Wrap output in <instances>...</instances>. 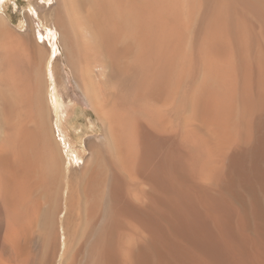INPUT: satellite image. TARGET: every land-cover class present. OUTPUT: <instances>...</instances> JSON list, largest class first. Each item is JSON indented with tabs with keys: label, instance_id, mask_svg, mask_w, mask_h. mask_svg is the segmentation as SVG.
I'll use <instances>...</instances> for the list:
<instances>
[{
	"label": "bare ground",
	"instance_id": "bare-ground-1",
	"mask_svg": "<svg viewBox=\"0 0 264 264\" xmlns=\"http://www.w3.org/2000/svg\"><path fill=\"white\" fill-rule=\"evenodd\" d=\"M67 4L93 44L57 18L59 38L101 63L75 73L104 135L72 177L45 125L57 34L34 30L51 52L26 82L0 13V264H264V0Z\"/></svg>",
	"mask_w": 264,
	"mask_h": 264
},
{
	"label": "rangeland",
	"instance_id": "rangeland-1",
	"mask_svg": "<svg viewBox=\"0 0 264 264\" xmlns=\"http://www.w3.org/2000/svg\"><path fill=\"white\" fill-rule=\"evenodd\" d=\"M0 9V13L3 14L8 21L10 32L14 33L16 37L20 38L22 42L21 52L24 53V55H27L25 57H28L26 58V62L23 63V66L21 65V68L15 69L16 71L21 70V72L19 71L21 73L20 75L22 76V78H24L23 80H26V82L33 81V79H31V76L29 77V74H31V63L35 62V58L38 57L35 54V49H42V51L45 52L46 56H48L51 52V46L45 38L43 39V41H39V43L36 41L34 37V33L36 32L34 30L39 26L41 27V25L43 24L53 29L57 34L56 57L53 60V73L57 95L62 103V106L59 110V128L57 129L54 126L56 116L52 110L50 99L46 95L48 82H46V79H44V88L42 91V95H44V113L46 112L45 125L47 126L51 135H53L52 138L54 139V141L56 143H59L62 149L65 148L64 145L66 146L67 155L70 156L69 161H72L71 164L68 165V167L71 176L74 177L77 170H79L82 164L90 157V150L88 146L92 143L93 147L97 146L99 143L97 141L102 139L104 135V127L102 125V122L99 120L98 116L89 105L83 88L80 83H78L75 69H80L85 62L89 67H96L97 65H101V63L98 62L97 64H95L93 62V57L90 61H87L85 59L78 60L77 64L74 61L71 62L68 51L61 41V38H59L61 31L57 24L58 20L56 19H64L63 21L66 25L67 31L71 32L73 47L75 48V51H80V53L84 52V45L90 46L93 44L91 37H87L89 33L87 32V34L81 27L78 28L72 25L67 0H4L1 3ZM20 24L23 25L22 28H19ZM81 32L83 35L81 34ZM84 35L87 36L85 37ZM1 52L2 51H0V53ZM83 54L84 53H81V55ZM74 63L77 65L76 67ZM41 64L43 65L44 62H42ZM3 67H5V65L0 63V74L3 73V69L6 68ZM28 67H30V69ZM92 70H94V72H92L93 74H91L92 78H95L98 81V78L95 74V71H97L98 69L93 68ZM76 116L79 117L76 118ZM72 118H75L77 124L81 125L76 128L78 130L75 129L70 131L66 127L68 121ZM85 124L87 126H85ZM82 128L84 132L82 131ZM76 131L78 132V135L81 136L80 143L77 144L73 141L74 132ZM70 132H72L73 135ZM63 137H65L66 141H63ZM82 150H84V152H82ZM75 156L79 158L81 157V159L78 158L76 160Z\"/></svg>",
	"mask_w": 264,
	"mask_h": 264
}]
</instances>
